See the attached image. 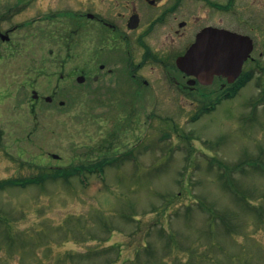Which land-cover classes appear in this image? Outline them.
Here are the masks:
<instances>
[{
	"label": "rangeland",
	"instance_id": "1",
	"mask_svg": "<svg viewBox=\"0 0 264 264\" xmlns=\"http://www.w3.org/2000/svg\"><path fill=\"white\" fill-rule=\"evenodd\" d=\"M85 1L108 14L118 0H0V28L14 29L0 41V181L27 179L0 187V264H264V0H215L219 13L187 0L194 26L246 34L254 50L232 97L183 101L159 80L135 100L129 82L113 96V80L64 79L92 72L89 22L72 33ZM102 160L79 182L77 167Z\"/></svg>",
	"mask_w": 264,
	"mask_h": 264
},
{
	"label": "flooded vegetation",
	"instance_id": "2",
	"mask_svg": "<svg viewBox=\"0 0 264 264\" xmlns=\"http://www.w3.org/2000/svg\"><path fill=\"white\" fill-rule=\"evenodd\" d=\"M192 1L200 2L199 5L201 7H205L216 13L228 10V6L217 4L215 0ZM228 1V5L231 7L234 0ZM86 4L88 6L84 13L73 11L76 19L81 23L78 25V29L72 32L74 34L82 30L81 27L84 24L81 18L84 17L89 22L87 32L93 44V46L91 44L89 62L92 72H80L84 76V80L86 76H90L93 83L98 82L100 77L106 78L108 82L113 80L111 86H115V89L118 91V94L113 96H119L123 93L126 82H129L135 93V97L137 96L135 100L139 98L142 89L147 88L149 83L154 80L163 82L166 90L172 92L175 101L179 99L181 101L188 100L190 93L208 97L227 91L229 84L221 76H213L211 82L207 84L205 78L187 75L176 67L177 58L186 52L194 42L197 34L203 29H223L238 33L220 24L204 23L194 26L193 18L197 20L201 16L197 15L199 11L196 12L193 5L189 4L187 0H118L111 4L112 9L117 7L111 13L107 14V10L102 8L93 9L92 12L95 11L96 15L86 11L91 8L90 4L87 2ZM234 14L236 15L234 17L235 22L238 23L239 15L237 12H234ZM109 15H112L114 19L109 18ZM116 16H124V18L123 20L116 21ZM240 20L239 23L247 22L244 19ZM262 20L264 21V15H262ZM187 28L192 29L191 34L193 33V39L187 45L188 38L191 35L189 33L185 42L187 46L184 48V51L179 53V49L185 45L177 44L174 48L173 43L176 39L185 35L184 30ZM251 29L254 28L252 27ZM13 32V28L5 30L0 28V41L5 43L10 42V35ZM242 35L248 36L246 34ZM134 53L137 55L135 63L133 62ZM258 55L261 56V53ZM250 61H253L252 56L244 64ZM147 66L150 72L153 73V76H155V79L141 77L140 72ZM59 77L61 79L62 75L60 74ZM72 77H77L76 73L66 75L64 79ZM107 86L110 85L106 83L105 87ZM211 86H214L215 89L207 91ZM223 88L224 90L222 91ZM30 91V98H32V101L38 103L40 97L38 94H33V92H36L34 89H30ZM54 95L55 92H52V95L48 96V99L44 97L43 100L46 103H50ZM93 96L94 93H91V97ZM106 96L111 97L110 93ZM31 105L29 112H33L32 107L34 106L33 104ZM59 106H63L61 102H59Z\"/></svg>",
	"mask_w": 264,
	"mask_h": 264
},
{
	"label": "water",
	"instance_id": "3",
	"mask_svg": "<svg viewBox=\"0 0 264 264\" xmlns=\"http://www.w3.org/2000/svg\"><path fill=\"white\" fill-rule=\"evenodd\" d=\"M252 48L247 36L205 28L197 34L186 53L176 60V65L186 74L205 78L207 84L214 75L225 77L231 83L240 75ZM77 81L82 82L83 77H78Z\"/></svg>",
	"mask_w": 264,
	"mask_h": 264
},
{
	"label": "trees",
	"instance_id": "4",
	"mask_svg": "<svg viewBox=\"0 0 264 264\" xmlns=\"http://www.w3.org/2000/svg\"><path fill=\"white\" fill-rule=\"evenodd\" d=\"M248 79V78H250L249 77V75L248 74H244L243 75V79ZM243 79L241 78L238 82H237V84H240L241 82H243ZM237 84L234 86V90L235 89H237ZM232 96V95H231ZM105 163V160H102V161H99V162H96L95 163V165L93 166V167H91V168H93V170L94 171H99V173H101L102 174V169H101V166L103 167V164ZM105 165V164H104ZM97 168V169H96ZM67 176V178L68 177H71L73 174H70V172L69 171H65L64 173H63V176ZM57 176H61V172H59V171H56V173L53 175V177H57ZM32 183V181L31 182H28V184H31ZM13 185H15V183H14V180H12V179H9V180H4V181H0V187H2V186H13Z\"/></svg>",
	"mask_w": 264,
	"mask_h": 264
}]
</instances>
